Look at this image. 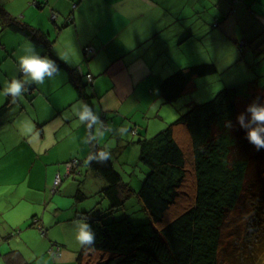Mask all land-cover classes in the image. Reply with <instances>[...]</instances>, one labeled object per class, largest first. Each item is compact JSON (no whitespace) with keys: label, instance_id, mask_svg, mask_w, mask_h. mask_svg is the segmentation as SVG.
<instances>
[{"label":"crops","instance_id":"1","mask_svg":"<svg viewBox=\"0 0 264 264\" xmlns=\"http://www.w3.org/2000/svg\"><path fill=\"white\" fill-rule=\"evenodd\" d=\"M0 7L50 41L47 46L31 42L0 15V92L13 78L23 79L18 57L31 43L73 71L106 125L114 130L126 125L132 136L145 133L149 106L159 116L165 103L160 85L176 70L175 51L191 57L189 63L200 55L216 65L213 57L224 47L245 58L250 44L264 45V0H0ZM211 35L218 49L206 50ZM67 70L60 68V75L44 85H31L16 103L0 95V264H32L47 254L49 243L39 236V225L64 239L55 264H74L82 249L73 247L74 221L88 213L83 203L97 191L76 190L77 176L96 182L99 194L107 185L87 166L91 144L84 143L87 131L71 114L72 105L83 99ZM113 133H105L99 148L107 147ZM125 136H119L114 152ZM20 164H25L24 177ZM58 175L62 183L57 187ZM59 224L74 232L68 242Z\"/></svg>","mask_w":264,"mask_h":264},{"label":"trees","instance_id":"2","mask_svg":"<svg viewBox=\"0 0 264 264\" xmlns=\"http://www.w3.org/2000/svg\"><path fill=\"white\" fill-rule=\"evenodd\" d=\"M2 13L12 31L35 44L49 45L44 33L11 19L0 7L4 17ZM57 64L68 69L79 98L92 107L86 86L67 65ZM216 72L213 63L181 68L163 80L161 96L172 103L196 87V78ZM236 98V88L226 87L213 100L190 107L154 137L140 140L139 160L149 172L138 192L123 181L111 159L87 163L107 182L100 194L109 200L111 210L136 197L150 221L106 222L84 213L81 218L87 219L96 240L91 250H80L77 264H221L230 215L248 202L249 194L264 204V149L257 151L246 139V130L236 119ZM227 120L232 129L225 127ZM100 149L91 144L90 155Z\"/></svg>","mask_w":264,"mask_h":264},{"label":"rangeland","instance_id":"3","mask_svg":"<svg viewBox=\"0 0 264 264\" xmlns=\"http://www.w3.org/2000/svg\"><path fill=\"white\" fill-rule=\"evenodd\" d=\"M210 38L209 40H205L206 50L218 49V44L214 36L211 35ZM258 44L260 45L257 47ZM258 44L249 45L251 48L247 49L245 58H243L240 52L236 55V51H231L230 46L226 49H224V47L222 51L218 53L217 57H213V61L217 59L216 73L196 78V87L185 92V94L174 102H163V107L158 109L159 116L153 114L154 107L151 108L149 106L148 110L145 109L148 119V122H145V133L139 136H132L131 130L129 129V137L125 136L124 139L126 142H123L116 152L114 151L118 146L119 135L113 133L114 136H110L107 147L111 149V159L113 160L116 170L121 174L126 184L130 185L138 192L149 172V168L139 161V141L154 137L177 120L182 114L186 113L189 108L195 104L213 100L215 96L226 87L236 88L237 90L236 99L239 114L244 112L247 105L256 100L257 97L260 98L261 103H264V45H261V42ZM200 50V46L196 44L195 51L197 55L201 53ZM175 55L177 57L174 58L177 59H175V62H172L173 66H176L175 71L184 67L210 62V56L207 58H203L200 55L198 57L193 56L192 59L194 60V64H192L189 63V58L191 57L185 56L182 51H175ZM134 138L136 140H134ZM101 142L105 143L104 137ZM129 142H131V144L132 142L136 143V150L132 149L133 144L130 146L128 145ZM24 165L25 164H20L22 177H24L23 172H27L23 169ZM38 168V166L34 168V173L38 171ZM77 177L78 179L75 181L76 190L79 191L81 189L83 194H87L89 193V189H96L97 187V191L93 192V196L85 199V203H83L84 211L91 214L92 218L104 217V221L106 222L127 218L136 224L150 221L148 213L143 209L140 201L136 197H132L127 201L124 207L111 210L109 200L101 197V194L98 193L99 189L96 182L90 184L89 181L83 180L84 177ZM72 179L75 178L73 177ZM259 190L260 188H258V191ZM58 199H62L60 195L57 196V200ZM247 199L248 202L242 204L238 209H235L230 215V223L228 222L227 226L224 228L225 233L224 242L222 244L223 255L221 257V264H264V241H262L264 237V204L260 203L259 200L257 201L254 197L250 196V194ZM35 206L39 207L38 204ZM89 206H91V208H89ZM35 210L36 209H33V211ZM35 220L36 218L33 219V222ZM40 226L43 225L37 226L39 229L38 234L39 236H43L49 243V248L47 249L46 255L34 260L32 264H55L56 261L61 258L58 257L61 256L59 255L60 252L64 251L65 247L60 245L65 244L64 239L54 238L52 235L53 231L46 232L47 229ZM58 228L61 232V236L67 237V242L68 239L73 238L74 232H67L66 229L63 228V225L60 224ZM240 246H243L244 249V256L242 259L239 257V251L241 250ZM73 247L81 249L75 237ZM237 248L239 250H237ZM54 253L56 254V258L54 257ZM74 264H77L76 258Z\"/></svg>","mask_w":264,"mask_h":264},{"label":"clouds","instance_id":"4","mask_svg":"<svg viewBox=\"0 0 264 264\" xmlns=\"http://www.w3.org/2000/svg\"><path fill=\"white\" fill-rule=\"evenodd\" d=\"M22 52L23 54L18 57V67L23 79L13 78L0 92V95L11 97L12 103L22 99L31 85H44L46 81L55 79L60 75L57 62L41 55L33 44H24ZM71 114L76 118L77 126L85 127L87 135L84 143L86 144H98L107 132H115L120 137H124L129 131L126 125L115 130L106 125L100 118L98 111L94 110L84 100H79L72 105ZM236 119L240 127L246 130V139L249 143L257 151L264 149V103L260 102V98L257 97L256 100L247 105L245 111L240 113ZM26 127V125L22 126L21 131L24 132ZM225 127L232 129L234 125L231 120H227ZM111 156L109 147L102 148L90 155L86 163L95 161L104 164L111 159ZM74 231L79 246L91 250L95 244L96 234L87 219L82 218L74 221Z\"/></svg>","mask_w":264,"mask_h":264},{"label":"built area","instance_id":"5","mask_svg":"<svg viewBox=\"0 0 264 264\" xmlns=\"http://www.w3.org/2000/svg\"><path fill=\"white\" fill-rule=\"evenodd\" d=\"M77 165H78L77 162H75L74 164H71L72 167L77 166ZM60 184H61V176L58 175L56 176V179H55V186H58Z\"/></svg>","mask_w":264,"mask_h":264}]
</instances>
